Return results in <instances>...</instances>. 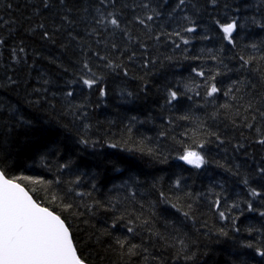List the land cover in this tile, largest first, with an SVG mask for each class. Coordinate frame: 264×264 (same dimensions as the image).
<instances>
[{
  "label": "snow or ice",
  "instance_id": "snow-or-ice-1",
  "mask_svg": "<svg viewBox=\"0 0 264 264\" xmlns=\"http://www.w3.org/2000/svg\"><path fill=\"white\" fill-rule=\"evenodd\" d=\"M208 5L218 8L220 0H24L27 14L21 20L0 16V30L6 28L8 32V36L0 35V58L9 39L15 40L18 25L28 37L56 44L65 35L67 43L62 48L72 42L79 48L73 77L59 88V98L57 92L51 96L57 103L63 102V115L71 114L73 123L80 124L76 133V143L82 146L80 155L84 149L106 145L139 152L166 164L168 156L148 147L149 138L134 139L136 125L145 123L136 115L128 116L127 123L120 121L119 133L111 130L115 121H108L107 128H102L99 121L91 123V97H97L94 103L98 108L109 95L108 77L129 78L130 65L137 60L144 74L132 78L143 84L137 92L120 90L126 103L139 99L140 93L150 94L147 78L157 64L163 68L165 61L181 66L190 62L187 77L163 85L160 111L170 114L160 125L159 136L179 145L182 151L175 159L198 170L215 163L236 178L247 194L229 203L222 182L197 191L178 176L165 190L159 181L148 185L133 174L119 184L113 183L101 198L97 195L99 174L82 171L77 160L65 158L58 147L39 156L38 166L51 172L53 179L11 174L15 161L5 137L0 142V264H104L110 253L119 258L118 264H201V256L208 254L200 250L201 229L206 230L203 235L207 238L214 228L204 218L209 213L227 222L215 228V234L217 243L221 242L219 237L234 241L235 255L229 264H264V157L244 168L235 163V158L231 166L213 161L205 151L213 143L218 147L231 143L212 130L209 121H226V128L230 125L241 130V139L233 144L236 153L244 150L245 156L251 155L246 150L244 129L255 134L252 143L264 146V0L224 3L227 11L223 18L213 16L201 27ZM0 8L12 11L13 4L0 0ZM198 30L200 40L214 39L212 33L218 35L219 47L191 54L189 46ZM165 44L181 55H165L163 59L151 55V48L159 52ZM9 56L13 65L27 63L23 37L18 45L10 47ZM0 67L4 65L0 63ZM50 83L42 79L41 87L32 88L28 96L35 94V98L27 100L29 107L47 104L55 108L48 98L50 89L46 86ZM19 84L7 76L0 88H18ZM78 95L83 100L75 102ZM182 124L184 131L177 140L171 133ZM21 127L30 130L33 120L15 106L5 109L0 105V130L10 135L14 128ZM49 156L54 159L49 160ZM99 162L121 175L125 171L118 160L101 158ZM37 185L45 187L46 202L34 198ZM158 205H166L173 212L165 216L157 211ZM245 213L259 220L243 227L246 239L237 243L230 232L241 233L238 221L243 223Z\"/></svg>",
  "mask_w": 264,
  "mask_h": 264
},
{
  "label": "trees",
  "instance_id": "trees-1",
  "mask_svg": "<svg viewBox=\"0 0 264 264\" xmlns=\"http://www.w3.org/2000/svg\"><path fill=\"white\" fill-rule=\"evenodd\" d=\"M4 2H9V0H4ZM10 2L13 4V10L9 11L0 8V16H3L5 19L21 20L23 14H27V10L23 7L24 0H10ZM200 2L204 3V0H200ZM224 3L233 4L234 0H220V6L215 9L211 5H208L207 11L202 15L200 20L201 27L207 24L213 16L223 18L225 11H227L223 7ZM18 28L19 31L15 40L10 38L8 47L2 50L3 57L0 58V63L4 67H0V83L6 82L7 76H12L20 84L18 88L15 86L0 88V105H4L5 109L10 106L17 107L26 118L33 120L34 127L30 130L23 127L14 128L10 135L6 130H0V142L4 141L5 137H8L10 141L6 147L11 152L12 158L15 161L11 174L43 177L45 180L53 179L51 172L38 166L39 156L49 149L58 147L62 150L61 154L65 158L69 156L75 158L82 171H87L90 174L93 172L99 174L97 177L99 193L97 195L101 198L108 193L113 183L119 184L122 180L127 179L128 176L133 174H138L140 179L148 185L154 181H159L165 190L171 186L172 181L178 176H183L186 184L197 191H204L209 185L222 182L227 189L229 203L236 199L246 198L247 194L243 185L239 184L236 178L231 177L223 169L217 168L215 163L209 164L199 170L192 168L184 164L183 161L175 159L182 151L178 144H174L170 139L159 136L162 130L160 125L164 123L170 114L167 111L163 113L160 111V105L164 103L162 98L163 85L169 82L175 83L178 78L187 77L189 75L187 66L190 62H183V66H181L175 63L170 65L165 61L163 68L157 64L155 68L151 69V73L153 74H150L147 78L150 84V94L145 96L143 93H140L139 99L126 103L121 97L120 90L123 88L126 92H137L143 84L142 81L132 78L133 76L144 74V69L139 67V60H137L136 63L130 65L129 78L125 79L114 75L108 77L106 86L109 90V95L98 108L95 107L94 103L97 97L95 95L91 97L93 101L89 107L91 123L95 125L99 121L102 128H107L108 121H115L116 123L111 130L119 133L121 127L120 121L123 120L124 123H127L126 118L128 116L136 115L140 120H144L145 123L136 125V128L133 130L134 139L139 141L145 137L149 138L146 141L147 146L159 149L161 153L167 155L168 162L166 164L160 163L139 152L110 149L106 145L103 147L97 146L95 150L91 148L84 149L83 154L80 155L82 146L76 143V133L80 128V124L78 121L73 123L74 118L71 114L63 115V112L66 110L63 102L57 103V100L52 99L51 96L52 92H57V97L59 98V88L64 85L66 80L73 77L74 71L77 68L75 61L79 57L80 50L75 42L69 44L66 49L62 48L61 45L67 43L65 35H61L56 44H51L40 41L37 37H28L23 31V27L18 25ZM82 28L83 26L81 25V34H83ZM212 34L214 35V39L200 40L198 38V30L197 38L193 39L192 44L189 46L190 53L197 54L202 48L205 50L208 48H218L220 43L219 36L214 33ZM0 35L8 36L7 29L0 30ZM21 37L24 38L27 45V63L22 62L18 65H13L9 56L10 47L18 45ZM150 52L153 56L159 55L161 59L165 55L175 54L177 57L181 55L179 50L173 53L172 47L166 44L160 47L159 52L154 47L150 49ZM51 61H55V63ZM64 68H67L68 71L64 72ZM42 79L51 81L46 87L50 89L48 98L52 99V102L56 105L55 108H49L47 104L36 108L27 105L29 98H35V94L29 97L28 93L31 92L33 87H41ZM82 100L83 96L78 95L75 102ZM150 117L151 120H149ZM226 123V121L217 123L209 121L212 130L219 131L222 138L226 139V141L231 140V143L226 142L225 145L219 147L214 143L208 145L205 149L208 156L213 161H220L226 166H231L233 158H235V163L242 164L244 168L260 161L261 157H264V146L251 142L255 139V134H250L247 129L243 130L244 136L248 137L246 150L251 154L250 157L244 155V150L236 153L233 150V144L241 139V130L233 129L230 125L226 128ZM64 125H67V128ZM184 127L185 125L182 124L181 127L176 128L171 134L175 135L177 140H180V134L183 133ZM94 131L95 129H93ZM186 142L190 143V141ZM129 147H135V145H129ZM101 158L118 160V166L125 169L123 175L114 172L110 166L100 164ZM51 159L54 158L49 156V160ZM26 165H31V167H26ZM216 190L219 191L218 186ZM45 191L43 185H37L36 191L33 193L34 198L39 202H46ZM112 194L115 195V192ZM157 211L163 213L165 216L173 212L166 205H158ZM204 211L207 212V209L205 208ZM236 214L238 213H232V215ZM204 218L207 219L209 227L214 226V228L211 235L207 238L203 235L206 230L201 229L200 250L202 253H208L206 256H201V264H229L230 257L235 255L233 252L234 241L233 239L219 237L221 242L217 243V236L215 234V228H219L227 222L219 221L210 213ZM258 220L259 218L254 214L245 213V216L241 217L243 223L238 221L241 224V233L237 235L230 232V236L234 237L237 243L246 239L243 227L249 223H258ZM93 222L97 223L95 220ZM85 254H88L87 251ZM93 256H95L94 252ZM112 261H117L118 264L119 258L115 254L110 253L107 259L104 260V264H111Z\"/></svg>",
  "mask_w": 264,
  "mask_h": 264
},
{
  "label": "water",
  "instance_id": "water-1",
  "mask_svg": "<svg viewBox=\"0 0 264 264\" xmlns=\"http://www.w3.org/2000/svg\"><path fill=\"white\" fill-rule=\"evenodd\" d=\"M190 166V165H189Z\"/></svg>",
  "mask_w": 264,
  "mask_h": 264
}]
</instances>
